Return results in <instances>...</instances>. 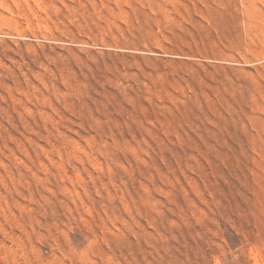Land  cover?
Segmentation results:
<instances>
[{"label": "rangeland", "instance_id": "1", "mask_svg": "<svg viewBox=\"0 0 264 264\" xmlns=\"http://www.w3.org/2000/svg\"><path fill=\"white\" fill-rule=\"evenodd\" d=\"M0 264H264V0H0Z\"/></svg>", "mask_w": 264, "mask_h": 264}]
</instances>
